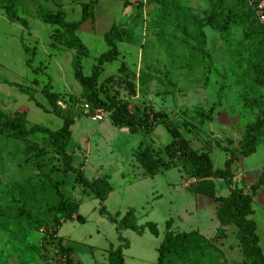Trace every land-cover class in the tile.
Returning a JSON list of instances; mask_svg holds the SVG:
<instances>
[{"label": "rangeland", "instance_id": "374dc122", "mask_svg": "<svg viewBox=\"0 0 264 264\" xmlns=\"http://www.w3.org/2000/svg\"><path fill=\"white\" fill-rule=\"evenodd\" d=\"M91 1L18 0V14L28 27L11 22L0 9V109L25 116L29 127L58 130L60 118L9 83L23 85L47 110L51 106L42 90L57 92L60 108L75 118L67 147L72 167L82 168L89 179L108 178L113 187L105 202L108 211L121 218L132 209L138 225L153 222L159 235L149 228L142 234L118 232L100 214V201L76 183V173H64L48 136L19 140L5 134L0 135V264H111L109 249L121 244L120 234L130 243L123 251L125 264H157L170 219L173 232L196 231L209 244L180 264H245L237 227L218 218L221 204L190 191L197 181L193 167L175 160L149 176L139 164L136 157L147 147L168 161L164 148L172 137L162 124L132 133L115 126L105 109L104 120H92L74 76L76 50L64 30L45 21L47 13L59 11L68 21L78 20L82 3ZM250 7L248 0H96L92 19L77 32L89 49L82 61L89 76L108 50L104 34L113 24L124 28L117 43L120 56L104 66L99 79L100 97H115L142 118L153 110L168 112L195 150L209 152L215 169L224 168L234 154L231 187L249 194L264 174V135L254 154L240 153L247 129L264 112V82L254 68L264 66L262 35ZM226 16L234 22L222 29L218 21L224 23ZM91 107V113L98 109ZM214 181L216 195L228 196L225 181ZM58 191L69 203L80 204L75 216L82 215L84 223L64 221L56 208ZM24 209L29 215L21 213ZM253 209L264 252V184L254 195ZM60 236L74 254L58 249Z\"/></svg>", "mask_w": 264, "mask_h": 264}, {"label": "trees", "instance_id": "16d2710c", "mask_svg": "<svg viewBox=\"0 0 264 264\" xmlns=\"http://www.w3.org/2000/svg\"><path fill=\"white\" fill-rule=\"evenodd\" d=\"M95 5L96 0L90 3H82V13L78 20L68 21L64 11H59L58 13L49 12L45 18L46 23L57 27L59 30L65 31L69 37L70 48L76 50V55L73 60L74 76L85 91L89 103L87 105H91L93 108L105 109L111 114V119L115 126L127 128L132 133H136L139 130L150 131L155 124H162L172 137V141L164 148V153L167 155L168 161L165 162L164 159L155 157L154 149L147 147L136 157L139 164L145 170V173L149 176H155L164 165L174 162L175 160H179L184 165L193 167L195 170L194 176L197 181L191 184L190 191L196 195L214 199L221 204L218 210V218L223 224H233L237 227V238L246 258L245 264H264V252L260 246L258 226L256 221L252 218L254 213V195L258 188L264 184V174H262L259 183L252 186L251 194L241 189L232 188L234 154L225 162L224 168L215 169L209 152H199L195 150L191 142L184 137L180 127L175 123L168 112L153 110L151 117L146 116L142 118L133 114L127 103L115 97H107V99L100 97L101 89L98 87L99 79L105 71L104 66L118 60L120 55L117 43L122 41L125 29L117 24L111 26L110 30L104 34V40L108 46V50L96 59V64L93 67L91 75H84L82 61L88 58L90 53L88 47L77 35V32L86 22L92 19L93 12L91 10ZM17 6L18 0H0V9H3L11 22L28 27L27 19L18 14ZM251 7V11L256 15L257 21L260 23L258 29L262 38L259 42V48L261 52L264 53V24L259 20L255 9ZM221 14H223L222 10ZM231 22L234 21L228 16L225 17L224 23L218 21L222 29H226ZM246 35L249 37L250 33L246 31ZM26 51L29 52L30 50L27 48ZM254 68L257 80L264 82V66L256 65ZM9 84L17 87L23 93H27L30 100L34 101L38 107L60 118L63 124L58 130H52L49 127L41 125L29 127L27 126L25 116L19 115L18 113H7L0 109V135L7 134L10 138L19 140H24L28 136L36 134L48 136L53 143L56 154L63 160L64 173H69L70 171L76 173V183L82 185L86 190H89L93 197L100 201V214L107 217L110 222L115 224L118 232H121L123 229H131L142 234L145 228H149L153 235L158 236L159 230L155 223L148 222L145 226L138 225L134 210L130 209L121 218L119 213L113 215L108 211L105 202L113 191V187L108 178L101 176L95 179H89L82 168L76 170L72 167V156L68 154L67 147L72 137V126L75 124V118L65 113L60 108L58 104L60 100L59 94L48 87L42 90L45 99L51 106V110H47L36 101L32 92H27L23 85L13 82ZM263 135L264 112L260 110L255 122L247 129L243 137L240 153L245 157L254 154L257 150L258 141ZM43 153L45 152L42 151L41 154ZM215 179H222L229 186L230 193L228 196L220 197L216 195ZM57 198L59 200V205H57L56 208L61 213L64 221L76 219L80 222H85V218L82 215L78 214L75 216L80 208L79 203H69L59 191L57 192ZM21 213L29 215L28 211L25 209L22 210ZM57 222L60 224L61 220ZM172 225L173 220L170 219L167 222L165 236L158 247L157 264H173L174 259H176V264H180L183 257L189 258L191 255L201 253L204 243L206 244L205 247L209 246L205 238L198 232L175 233L172 231ZM119 240L121 242L119 246H111L109 249L108 260L111 264H125L123 251L129 248L130 243L121 234L119 235ZM57 244L58 249L62 252L66 254L72 252L74 254V249L65 245L63 237H58Z\"/></svg>", "mask_w": 264, "mask_h": 264}, {"label": "built area", "instance_id": "2783aa9c", "mask_svg": "<svg viewBox=\"0 0 264 264\" xmlns=\"http://www.w3.org/2000/svg\"><path fill=\"white\" fill-rule=\"evenodd\" d=\"M250 5L255 9L256 14L261 21V23L264 24V0H248ZM88 108V112L90 113V116L92 120L94 121H102L105 118V114L103 110L97 109L95 112L91 113V109L89 105H86Z\"/></svg>", "mask_w": 264, "mask_h": 264}]
</instances>
